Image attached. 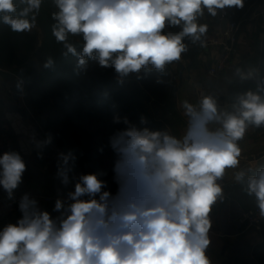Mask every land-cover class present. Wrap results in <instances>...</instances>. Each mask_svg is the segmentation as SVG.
Listing matches in <instances>:
<instances>
[{"label": "clouds", "instance_id": "9594fccd", "mask_svg": "<svg viewBox=\"0 0 264 264\" xmlns=\"http://www.w3.org/2000/svg\"><path fill=\"white\" fill-rule=\"evenodd\" d=\"M43 0H0V23L13 32L30 33ZM52 34L64 56L77 58L73 71L86 72L89 61L114 68L118 83L131 73L179 61L189 48L185 38L200 42L208 24L226 8L242 9L245 0H53ZM22 5L23 7H20ZM179 28L178 32L167 29ZM82 35L80 51L69 37ZM48 57L44 68L54 67ZM241 83L255 82L235 94L231 110L218 98L201 95L195 104H181L186 131L177 137L166 128L151 130L127 116H113L124 127L113 132L109 145L115 155L113 180L117 190H105V173L81 175L74 191L58 197L53 218L28 193L19 200L22 213L0 231V264H211L206 255L211 240L210 214L223 198L219 180L226 169H237L239 142L250 126H264V75L260 69L236 67ZM139 78V77H138ZM19 88L20 85H17ZM49 134L37 146L49 145ZM103 151V148L100 149ZM57 176L62 186L72 181L76 156L59 154ZM0 186L15 201L25 163L18 152L0 156ZM246 172L237 171L236 182ZM245 193L264 217V168L247 175ZM86 197V199H85Z\"/></svg>", "mask_w": 264, "mask_h": 264}, {"label": "trees", "instance_id": "16d2710c", "mask_svg": "<svg viewBox=\"0 0 264 264\" xmlns=\"http://www.w3.org/2000/svg\"><path fill=\"white\" fill-rule=\"evenodd\" d=\"M255 0H245L242 9L226 8L230 20H239ZM18 3V0H17ZM20 7H23L20 5ZM56 11L53 0H43L37 26L42 32L39 47L37 32L17 33L10 26L0 23V69L17 70L23 83L24 100L27 106L21 108L25 115L32 113L40 122L46 136L76 156L75 169L80 175L103 172L98 176L107 181L109 190L115 193L117 185L113 180L115 155L109 145V137L122 124H114L115 114L127 116L139 125L140 117L147 119L151 130H163L165 122L177 116L170 91L172 76L168 69L144 70L137 80H123L118 83L114 68L100 67L97 61H89L86 72L77 75L73 69L77 58L57 43L52 34L54 23L51 13ZM77 50L83 45L82 35L69 37ZM36 56L40 66L30 64ZM48 57L54 60V67L46 69ZM20 91V87L16 93ZM158 106L151 108L149 98ZM156 117V118H155ZM103 148V151L100 149ZM260 264H264V243L258 246ZM234 264H241L235 259Z\"/></svg>", "mask_w": 264, "mask_h": 264}, {"label": "crops", "instance_id": "0c3cea01", "mask_svg": "<svg viewBox=\"0 0 264 264\" xmlns=\"http://www.w3.org/2000/svg\"><path fill=\"white\" fill-rule=\"evenodd\" d=\"M253 5L264 8V0H255ZM199 22L208 24V28L217 27L219 11L216 17L205 12V16ZM35 30L38 34H42L37 25L32 31ZM167 30L178 32L180 29ZM185 42H191L190 38H185ZM236 45L237 54L232 60L234 67L224 70L218 78H212L205 72L206 67L214 63L218 55V48L192 46L182 54L181 60L167 65L165 69H168L172 76L170 91L177 116L167 122L160 117L155 118L164 123L165 128L171 134L180 137L186 131L187 118L183 115L181 104L184 100L193 104L197 102L199 99L197 85L214 88L222 100L220 105L229 111L236 93L249 87L255 88L253 81L241 83L234 75V69L236 67L243 69L256 67L260 69V74L264 75V32L260 30L257 23L245 22L238 30ZM36 66L39 67L37 64ZM180 71L182 80L179 77ZM18 77H21V74L17 70H0V125L12 135L14 140L12 151L21 155L26 166L22 174V183L14 190L15 196L21 198L23 194L28 193L31 198L38 200L39 206L43 210L48 211L55 218L59 215L53 211L55 202H44L38 195L49 194L66 197L69 191H74L75 183L79 178L73 172L71 183L64 187L57 176L59 163L46 164L38 159L36 153L30 155L25 152L29 147H38V141L36 132L28 127V115L13 106L7 92L8 88L17 90V85H20V91L22 90L23 86ZM148 101L151 108L158 106L153 97H150ZM239 144L242 149L239 168L226 169L224 176L226 184L223 188L222 201L218 200L210 214L212 227L209 237L211 243L206 250V255L210 261H217L226 255H231L241 264H260L257 254L260 253L258 246L264 243V221L261 231L249 230L239 233L237 217L241 208L256 206L254 199L245 193L244 188L247 175H254L260 168H264V126L260 128L250 126L247 136ZM240 170L246 172L243 183L234 180L235 173ZM0 172H2L1 168ZM0 196H7L2 186H0ZM20 218H22V213L16 212L0 221V231L7 224H15ZM211 264L214 263L211 261Z\"/></svg>", "mask_w": 264, "mask_h": 264}, {"label": "built area", "instance_id": "2783aa9c", "mask_svg": "<svg viewBox=\"0 0 264 264\" xmlns=\"http://www.w3.org/2000/svg\"><path fill=\"white\" fill-rule=\"evenodd\" d=\"M226 19V24H222L223 20ZM245 22H255L258 24L261 31L264 32V8L252 5L247 12L244 14L242 18L239 20H230L226 17L225 11H219V24L217 27L208 28V32L201 39L205 42V47H214L218 48V55L212 65L207 68V74L212 78H218L220 74L226 70L234 67L233 65V57L237 54V33L240 29V26ZM189 47L199 46L200 42L192 43L185 42ZM201 47V48H205ZM150 69L151 66H149ZM167 67V65H166ZM165 67V68H166ZM1 70V69H0ZM144 70L142 69L140 73H131L128 77L123 78V80H137L138 77ZM119 77V76H118ZM19 82L23 86V79L18 77ZM199 90V97L201 95H213L218 98L219 104H222V100L219 95L216 93L214 88H205L202 85H197ZM8 95L10 96L11 102L14 107L17 109L26 108V103L24 100V94L21 90L19 93H16L14 88H8ZM28 110V109H27ZM29 111V110H28ZM29 123L28 127L36 132L37 141H44L47 136L43 131V128L39 122V120L29 112ZM187 125V121H186ZM247 136V132L245 137ZM14 140L12 135L0 125V156H2L5 152H11L13 148ZM35 151V152H34ZM28 154H34L44 160L46 164H51L54 162L62 163V160L59 156L60 153H66L65 149L61 147L59 144L52 141L49 145H43L41 147L33 148L29 147L26 151ZM2 169V168H1ZM77 177L80 175L74 168L73 171ZM218 183L222 185L224 188L226 182L224 178L219 180ZM40 199L44 202H55L58 197L52 196L49 194L38 195ZM86 199V197H85ZM19 197L15 196V201H11L7 199V196H0V221L5 220L9 216L15 214L19 211ZM264 221V217L259 215V210L256 206L249 208H241L237 217V226L239 229V233H245L249 230H257L261 231L262 223ZM214 264H234V258L231 255H226L219 260H211Z\"/></svg>", "mask_w": 264, "mask_h": 264}, {"label": "rangeland", "instance_id": "374dc122", "mask_svg": "<svg viewBox=\"0 0 264 264\" xmlns=\"http://www.w3.org/2000/svg\"><path fill=\"white\" fill-rule=\"evenodd\" d=\"M31 32H36V30L35 31H31ZM41 38H42V34H38V41H37V44H36L37 47H39V45H40ZM31 60H33L37 65L40 66V62L37 60L36 56H34Z\"/></svg>", "mask_w": 264, "mask_h": 264}, {"label": "water", "instance_id": "95a60500", "mask_svg": "<svg viewBox=\"0 0 264 264\" xmlns=\"http://www.w3.org/2000/svg\"><path fill=\"white\" fill-rule=\"evenodd\" d=\"M223 24H226V19H224L223 20ZM30 64H35V62L33 61V60H30V62H29ZM210 66V64L206 67V73H207V68ZM179 77H180V80H182V72L180 71L179 72ZM38 159L40 160V161H42V162H44V160L42 159V158H40V157H38Z\"/></svg>", "mask_w": 264, "mask_h": 264}]
</instances>
